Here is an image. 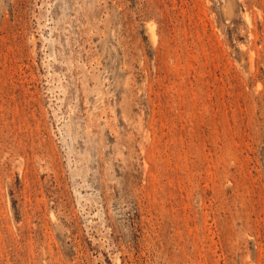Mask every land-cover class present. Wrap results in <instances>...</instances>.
<instances>
[{
	"label": "rangeland",
	"instance_id": "obj_1",
	"mask_svg": "<svg viewBox=\"0 0 264 264\" xmlns=\"http://www.w3.org/2000/svg\"><path fill=\"white\" fill-rule=\"evenodd\" d=\"M0 264H264V0H0Z\"/></svg>",
	"mask_w": 264,
	"mask_h": 264
}]
</instances>
